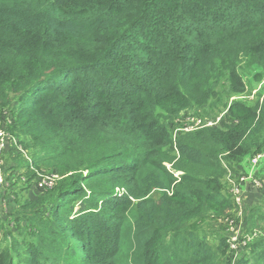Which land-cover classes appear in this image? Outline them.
<instances>
[{
  "label": "trees",
  "instance_id": "obj_1",
  "mask_svg": "<svg viewBox=\"0 0 264 264\" xmlns=\"http://www.w3.org/2000/svg\"><path fill=\"white\" fill-rule=\"evenodd\" d=\"M241 51L264 72V0H0V118L34 150L26 184L56 176L21 203L28 239L2 229L0 264H264L263 237L234 256L217 228L232 209L227 170L264 150V101L231 104L223 130L173 142L167 126L170 113L218 103L220 80L245 91ZM88 190L74 213L70 199Z\"/></svg>",
  "mask_w": 264,
  "mask_h": 264
},
{
  "label": "rangeland",
  "instance_id": "obj_2",
  "mask_svg": "<svg viewBox=\"0 0 264 264\" xmlns=\"http://www.w3.org/2000/svg\"><path fill=\"white\" fill-rule=\"evenodd\" d=\"M239 53L240 61L238 63V71L244 83L245 91L242 94H234L229 88H226V84L224 83V81L220 80L219 82H217V84H215L214 88L215 92L220 96V101L214 104V106V98H211L209 102H207L202 108H187L180 111L176 115H173L174 113H170L169 115L171 117L168 120L167 126L169 133L172 136L173 142H176L175 138L181 136H179V134L189 133L184 131L185 120L189 117L199 118L203 123L208 125L211 124V127H202L206 128V130H223L226 125L230 127L234 126V124H232L227 118V112L231 104H233L234 102H240L250 108L254 107L257 103L262 104V101H264V72L258 66L251 64L245 57L244 52L241 51ZM211 110H214V112L211 113ZM3 117L4 118H0V127L4 128L7 131V125L11 123V121L10 118L5 116V114H3ZM202 131L205 130L202 129L194 132L191 131V133L194 134ZM25 143L26 138L20 136H12V141L7 144L5 152L0 155V171L1 175L3 176V186L0 189V241L2 229L6 228L7 226L11 228L13 230V233L19 236L21 239H28V229L24 219L25 212L24 210H22L21 206L23 204L21 203H33L39 198H42L45 192L51 188L50 186L54 183L53 179L56 177L53 174L49 173L47 170L42 169L37 178L29 186L26 184L23 175V169L24 166L29 163L31 157L34 154V150L24 149L21 145H25ZM258 153H264V150L258 151ZM258 153L256 152L253 155ZM220 155V158L222 159L226 157V154ZM251 156L246 159L247 163ZM164 165L171 170L170 163H164ZM227 171L228 172L226 177L231 174L232 176L230 178L234 180V178L248 173L249 167L245 170V168H240L237 165L232 169L229 168ZM245 171L246 173H244ZM177 173L182 174L181 172ZM227 187L228 194H230L231 185L227 183ZM245 193L248 196L247 200H256L257 195L255 190L247 188L245 190ZM87 199H89V190L87 195H85L83 199H70L74 200V203L72 205L74 213L79 214L85 209V206L82 205L83 201L80 200ZM258 200V203L253 206L245 204V213H247L251 208H254L256 205H258L261 200H264V194L259 193ZM136 215L137 213L135 212V210H131L129 212V221L127 223V226H131L134 224ZM263 215L254 214L249 223L247 222V217H244V220H233L232 225L226 224L225 227V222L228 223V221L233 218L229 216L228 218L226 217V220L222 223V225H217V228L221 227L223 229V231L219 233V235H221L222 237L224 236L225 239H230L233 237V235L236 236V243L234 244V248H232L233 250L230 249L234 253V256L240 254L241 250H238L237 248L240 246L247 235H249L250 241L257 238V236H261L264 238V230L258 229L263 227L264 222L257 221L260 220L259 218L261 217L264 218ZM253 225L256 226V229H254V231H251L250 233L249 229L252 228ZM129 232V228H126L119 234V236L121 248L129 251V253L131 254L133 252L134 246L132 236ZM207 237L208 238L206 239V244L208 246V249L210 252L215 253L218 240L213 235H209ZM246 240L249 241L248 239ZM241 246H244V244H241ZM258 250L263 251L264 244L261 245ZM254 251L256 252V249H254ZM182 254L186 256L190 255L191 252L186 249ZM56 264L79 263H77V261L71 255L63 254V256L57 259Z\"/></svg>",
  "mask_w": 264,
  "mask_h": 264
},
{
  "label": "built area",
  "instance_id": "obj_3",
  "mask_svg": "<svg viewBox=\"0 0 264 264\" xmlns=\"http://www.w3.org/2000/svg\"><path fill=\"white\" fill-rule=\"evenodd\" d=\"M202 127H211V124H205L199 118H187L184 124V131L191 132L198 128ZM12 141V136L4 129L0 127V155L5 152L6 146L9 142ZM249 171L248 173L231 179V174L228 175L227 180L231 185L230 195H231V203L232 209L230 210L229 215L233 217L231 220L226 222L228 225H232L233 220H244L245 217V202H244V190L247 188H251L260 194H264V153H258L249 158L248 161ZM168 168V167H167ZM3 186V176L0 171V189ZM250 237L246 236L241 244L246 245L249 241ZM229 248L233 250L234 244L236 243V236L233 235L232 238L226 239ZM240 246L237 248L241 250L244 246Z\"/></svg>",
  "mask_w": 264,
  "mask_h": 264
},
{
  "label": "crops",
  "instance_id": "obj_4",
  "mask_svg": "<svg viewBox=\"0 0 264 264\" xmlns=\"http://www.w3.org/2000/svg\"><path fill=\"white\" fill-rule=\"evenodd\" d=\"M243 166V167H242ZM242 168L244 169L245 168V170L246 169H248V163H247V161H245L243 164H242ZM244 173H246V171L244 172ZM246 190V189H245ZM245 190H244V194H243V196H244V202H245V204L246 205H250V206H253V205H255L256 203H258V192H256V195H257V198H256V200H247L248 199V196H247V194L245 193Z\"/></svg>",
  "mask_w": 264,
  "mask_h": 264
}]
</instances>
